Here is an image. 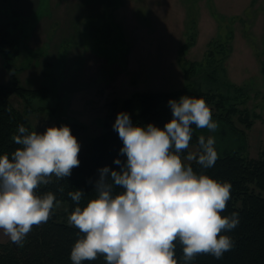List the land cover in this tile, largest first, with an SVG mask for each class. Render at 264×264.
Instances as JSON below:
<instances>
[{
	"label": "rangeland",
	"instance_id": "374dc122",
	"mask_svg": "<svg viewBox=\"0 0 264 264\" xmlns=\"http://www.w3.org/2000/svg\"><path fill=\"white\" fill-rule=\"evenodd\" d=\"M84 2L55 0L53 5L41 0L33 19L19 24L23 45L13 61L17 79L25 87L47 89L31 100L35 109L29 116L35 131L43 133L57 121H78L86 127L77 137L81 149L114 125L118 111L113 101L119 103L135 92L173 91L191 82L194 88L229 95L230 106L237 109L233 123L246 133L243 153L260 157L264 150V0ZM34 19L38 25L32 27ZM62 19L66 25H61ZM189 41L194 44L185 49ZM218 43L229 47L226 57L218 51ZM209 49L215 52L212 67L207 65ZM180 58L200 62L197 73L187 75L188 65ZM0 59V84H11V71L1 53ZM88 59L92 60L86 66ZM214 65H220L217 85L202 76ZM11 100L23 110L22 98L14 94ZM247 112L253 121L250 128L243 120ZM199 132L214 136L219 153L242 147L218 131ZM57 209L59 218L68 221L67 203ZM8 240L0 230V242Z\"/></svg>",
	"mask_w": 264,
	"mask_h": 264
},
{
	"label": "clouds",
	"instance_id": "9594fccd",
	"mask_svg": "<svg viewBox=\"0 0 264 264\" xmlns=\"http://www.w3.org/2000/svg\"><path fill=\"white\" fill-rule=\"evenodd\" d=\"M168 104L172 119L163 128L134 125L128 113H118L113 128L126 160L114 159L119 170L98 169L96 196L86 206H80L83 190L68 192L77 205L68 224L80 234L70 251L72 264L99 257L106 264H179L177 243L184 264H190L199 255L222 259L234 248L227 233L239 225V214L221 215L231 199V183L184 162L202 169L215 165L214 136L200 135L197 149L188 150L193 125L215 132L219 124L203 98L185 95ZM11 139L19 147L0 154V230L22 247L33 227L47 223L61 205L51 191L38 194V189L53 177L71 176L80 165V144L67 125L39 133L20 124Z\"/></svg>",
	"mask_w": 264,
	"mask_h": 264
},
{
	"label": "trees",
	"instance_id": "16d2710c",
	"mask_svg": "<svg viewBox=\"0 0 264 264\" xmlns=\"http://www.w3.org/2000/svg\"><path fill=\"white\" fill-rule=\"evenodd\" d=\"M11 15L13 16L12 20L0 23V53L5 58L6 68L11 71L12 76L11 84H0V154H11L15 148L19 147L11 139L16 133L18 125L23 124L30 130H34L29 116L35 109L31 100L44 95L47 90L45 87H25L17 79V68L13 61L22 50L23 38L17 33L20 30L19 24L22 22L15 11H12ZM193 44L194 41H189L184 45V48L187 49ZM218 47V51L225 53L224 57H226L229 47L226 48L225 43H218ZM207 55V65L212 67L213 62L215 63V52L213 49H209ZM180 60L183 64L188 65L184 68L187 75L197 73L196 67L200 66V62L186 58H180ZM214 66L212 70L202 73V76L209 83L217 85L221 79L218 74L220 65ZM261 70L264 77V58L261 61ZM224 84H228V82L224 81ZM228 85L235 88L236 92L239 91L238 86L231 83ZM14 94L25 101L23 110L16 107L11 100V96ZM185 95L205 99L212 110L213 119L219 124L217 131L223 137L230 138L232 143L238 141V143L240 142L238 146H242H232L225 148L222 153L218 152L219 159L209 169H202L194 161L189 162L197 173L203 171L216 180L231 183V199L227 203L226 211L221 215H231L232 212H237L240 218L239 225L227 233L235 241V246L231 251L225 253L219 260L211 255H199L190 264H264V150L258 158H249L244 155L246 133L244 130H239L233 123L232 117L237 113V109L234 105L230 106L229 95L215 92L212 89L204 91L197 87L194 88L189 82L173 91L135 92L119 103L113 102L117 106L118 113H128L134 125L146 126L151 123L163 128L165 123L172 119L168 101L179 100L181 96ZM213 107L216 111L213 110ZM109 114L108 116L111 117L113 112ZM243 120L249 128L253 125L248 112L244 115ZM62 125L69 126L76 138L86 128L78 121H57L53 126L60 127ZM193 129V138L190 144L197 146L198 137L203 134L199 132V129H195L194 125ZM122 147L123 143L118 133L113 126L108 125L103 133L93 137L88 144L80 149L78 157L80 165L72 170L70 177L60 180L53 177L50 184L38 189V194L51 191L57 200L67 203V212L70 214L77 205L68 196V192L83 190L85 195L80 206H86L88 200L96 196L94 183L99 178L98 169L108 166L113 170H119L120 166L114 164V159L126 160V157L120 155ZM188 151L182 153V158L187 156ZM116 191L120 192L121 190L116 189ZM79 235L78 229L70 226L68 221L59 218L56 208L47 223L33 227L26 236L22 247L10 240L0 242V264H72L70 251ZM176 257L179 264H184L182 247L179 243L176 247ZM83 264H106V262L103 257H99L95 261H85Z\"/></svg>",
	"mask_w": 264,
	"mask_h": 264
},
{
	"label": "crops",
	"instance_id": "0c3cea01",
	"mask_svg": "<svg viewBox=\"0 0 264 264\" xmlns=\"http://www.w3.org/2000/svg\"><path fill=\"white\" fill-rule=\"evenodd\" d=\"M48 1H50V3L53 4L55 0H48ZM58 1H62V0H58ZM84 1H85L84 3L87 4L91 2L92 0H84ZM40 5H41V0H0V23H6L12 20L13 19V16L11 15L12 11L16 12L17 16L21 19V22L29 20V17L33 19L32 17L34 16L35 12L39 10ZM95 12L96 13L99 12V9ZM120 15L121 13L118 16ZM120 17H122V15ZM32 23L33 24L35 23V25H38V19L37 20L34 19V21L31 20V25L32 27H34ZM63 24L66 25L64 20H63V23H61V25ZM25 27H27L28 29V27L30 26L27 24ZM79 27H81V24L78 25V28ZM90 60L89 59L87 60L86 66L87 64H89Z\"/></svg>",
	"mask_w": 264,
	"mask_h": 264
}]
</instances>
